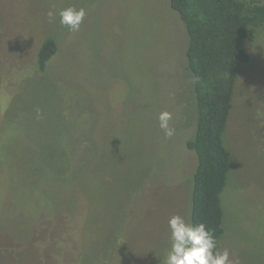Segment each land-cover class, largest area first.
<instances>
[{
    "label": "rangeland",
    "instance_id": "rangeland-1",
    "mask_svg": "<svg viewBox=\"0 0 264 264\" xmlns=\"http://www.w3.org/2000/svg\"><path fill=\"white\" fill-rule=\"evenodd\" d=\"M68 7L87 10L78 32L60 24ZM180 20L168 0H0V264H164L197 164ZM49 35L58 52L41 73ZM247 49L218 249L264 264V34Z\"/></svg>",
    "mask_w": 264,
    "mask_h": 264
},
{
    "label": "trees",
    "instance_id": "trees-1",
    "mask_svg": "<svg viewBox=\"0 0 264 264\" xmlns=\"http://www.w3.org/2000/svg\"><path fill=\"white\" fill-rule=\"evenodd\" d=\"M168 1L183 23V65L193 75L196 101V130L187 142L197 158L192 176L191 221L203 222L213 229L219 248L226 229L222 193L234 168L227 131L235 105L239 66L250 61L247 47L264 34V2ZM58 45L54 35L47 36L40 45L37 66L41 73L58 52Z\"/></svg>",
    "mask_w": 264,
    "mask_h": 264
},
{
    "label": "clouds",
    "instance_id": "clouds-1",
    "mask_svg": "<svg viewBox=\"0 0 264 264\" xmlns=\"http://www.w3.org/2000/svg\"><path fill=\"white\" fill-rule=\"evenodd\" d=\"M60 24L70 32H78L87 15L85 8L68 7L58 13ZM56 13L49 11L48 17L54 20ZM159 127L166 137L175 134V128L170 125L172 113L162 111L159 116ZM170 249L164 259V264H235L230 259L227 249L222 252L217 247L214 230L205 223H193L185 216L176 214L170 217Z\"/></svg>",
    "mask_w": 264,
    "mask_h": 264
}]
</instances>
